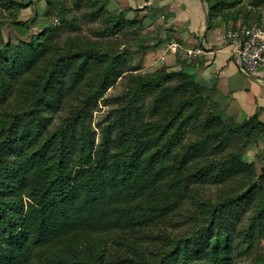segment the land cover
Listing matches in <instances>:
<instances>
[{
  "label": "rangeland",
  "instance_id": "374dc122",
  "mask_svg": "<svg viewBox=\"0 0 264 264\" xmlns=\"http://www.w3.org/2000/svg\"><path fill=\"white\" fill-rule=\"evenodd\" d=\"M13 1L16 5L9 6L6 0H0V39L6 42L8 38L3 22H25L31 17L36 20L26 23L28 27L21 33L23 40L37 42L49 37L44 41L47 54L27 75L28 79H33L50 59L72 52L97 54L75 93L57 109L53 105L40 106L33 123L35 130L42 129L43 137L52 133L83 102V116L78 119V123L80 119L83 123L75 126L68 139L72 158L77 153L73 138L80 126L92 130L95 145L108 146L109 152L119 151L122 141L143 127L139 131L143 136L142 164L153 162V169L162 174L159 182L137 199L143 216L138 224L74 236L61 247L60 256L77 264H212V251L218 242L219 254L223 252L220 246H229L235 252L250 246L246 254L237 253L239 257L231 264H264V127L257 125L250 131L247 126L240 128L215 151L213 146L218 144L220 135H210L214 126L201 131L203 120L224 117L233 127L238 122L224 115L216 77L211 79L214 82H205L201 70L191 68L201 67L205 61L202 54L194 57L201 51H185L178 46L180 50L174 53V48L165 44L172 37L163 32L171 16L169 10L156 5L160 3L157 0H96L94 6L92 0H56L55 8L49 4L52 0ZM214 1L217 0H209V5ZM185 4L194 16V1ZM101 5L103 10L93 13ZM204 5L207 7L208 2ZM222 7L221 12L212 15V22L221 25L225 19V37L233 44L249 22L264 24V0H228ZM66 20L73 26H66ZM0 53L10 54L3 43ZM162 69V78L170 71L180 74L168 75L161 81ZM191 79L203 85L202 97V91H192ZM97 90H101L99 96ZM192 97L194 101L181 112V117L191 110L195 113L179 139L168 148L177 123L172 115L177 113L174 111L180 100ZM29 102L26 91L0 99V125L10 120V111L28 109ZM148 122L156 125L148 128ZM164 123L171 125L166 133L157 125ZM218 126L223 131L224 125ZM195 144H199L197 149L188 153ZM236 153V162L247 163L245 170L236 166L234 173L219 183L200 177L192 181L205 172L207 165L211 166L209 174L230 168L228 157ZM251 185H255L253 190H249Z\"/></svg>",
  "mask_w": 264,
  "mask_h": 264
},
{
  "label": "trees",
  "instance_id": "16d2710c",
  "mask_svg": "<svg viewBox=\"0 0 264 264\" xmlns=\"http://www.w3.org/2000/svg\"><path fill=\"white\" fill-rule=\"evenodd\" d=\"M95 1H91V6H94ZM202 1L208 2L206 25H217L212 22V15L221 12L222 5L228 0L214 1L211 6L209 0ZM50 2L55 8L56 0ZM6 3L9 6L16 5L13 0H6ZM102 7L94 8L93 13L98 14L103 10ZM62 9L60 6L59 11ZM35 20L36 17H31L25 22H3L8 29V38L6 42L0 39V43L10 51L9 56L0 53V99L16 91H26L28 97L30 95L28 109L10 111V120L0 125V264H77L60 256L61 247L80 234L91 235L138 224L143 216L137 208V199L157 184L162 174L153 169L151 160V164H142L140 145L143 136L139 131L143 127L128 135L120 144L119 151L109 152L108 146L95 145L92 130L80 126L77 136L73 138V147L77 153L72 158L68 139L72 137L75 126L83 123V102L66 119V123L52 133L43 137L42 129L35 130L33 123L38 118L40 106L53 105L57 109L79 89L91 60L97 56L72 52L53 58L44 63L33 79H28L27 75L37 68L47 54L44 41L49 38L47 36L37 42L33 39L23 40L21 33L28 27L26 23ZM66 23V26H73V22L66 20ZM113 24L119 25V22L113 21ZM252 24L264 26L260 21H252L244 27ZM217 26L227 31L225 19ZM163 73L162 69L161 78ZM165 74L176 76L180 72L170 71ZM190 81L193 92L202 91L203 85L194 79ZM31 87L35 90L30 91L28 88ZM100 93L101 90H97V96ZM163 97L159 96L155 104ZM194 99L179 101L174 111L177 113L172 115L177 123L170 135L168 148L179 139L187 122L192 119L195 110L187 112L183 117L181 112L190 107V101ZM53 100L56 104H52ZM79 117L81 119L78 123ZM237 122L236 127H233L231 123L227 124L224 117H206L200 130H210L214 126L209 133L212 137H215V133L220 135L218 144L213 146L216 151L218 147L226 145L231 136L238 134L240 128L244 130L247 126L250 131L257 125L264 127L256 114ZM155 125L150 122L148 128ZM157 125L162 133H166L171 126L168 123ZM218 125H224L223 131ZM198 146L192 145L188 153L195 151ZM236 156L237 153L228 157L230 168L209 174L211 166L207 165L205 172L199 173L196 178L192 177V181L200 177L201 180L209 178L219 183L230 177L236 166L245 170L247 163L236 162ZM254 187L251 185L249 190ZM214 247L217 249L212 251V264H231L239 257L237 253L243 255L250 250V246L238 252L231 251L229 246H220L223 252L219 254V243Z\"/></svg>",
  "mask_w": 264,
  "mask_h": 264
},
{
  "label": "crops",
  "instance_id": "0c3cea01",
  "mask_svg": "<svg viewBox=\"0 0 264 264\" xmlns=\"http://www.w3.org/2000/svg\"><path fill=\"white\" fill-rule=\"evenodd\" d=\"M157 1L160 3L156 5H163L171 15L163 32L172 37L164 41L165 44L174 48V53L180 50L178 46L185 51H201L194 57L202 54L205 61L201 67L192 65L191 68L201 70L205 82H214L211 79L216 77L215 87L224 100V115L240 121L256 114L264 123V67L254 73H246L240 68L234 56L235 44L226 39L225 31L217 25H206V7L202 0ZM189 1H194L197 6L194 16L186 7L185 3Z\"/></svg>",
  "mask_w": 264,
  "mask_h": 264
},
{
  "label": "built area",
  "instance_id": "2783aa9c",
  "mask_svg": "<svg viewBox=\"0 0 264 264\" xmlns=\"http://www.w3.org/2000/svg\"><path fill=\"white\" fill-rule=\"evenodd\" d=\"M233 40L235 60L243 71L254 73L264 67V26L244 27Z\"/></svg>",
  "mask_w": 264,
  "mask_h": 264
},
{
  "label": "water",
  "instance_id": "95a60500",
  "mask_svg": "<svg viewBox=\"0 0 264 264\" xmlns=\"http://www.w3.org/2000/svg\"><path fill=\"white\" fill-rule=\"evenodd\" d=\"M206 18V17H205ZM206 22H207V18H206Z\"/></svg>",
  "mask_w": 264,
  "mask_h": 264
}]
</instances>
